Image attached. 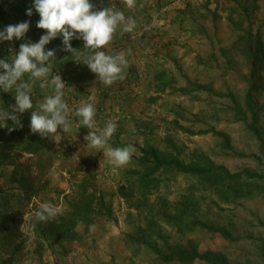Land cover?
Listing matches in <instances>:
<instances>
[{"label":"rangeland","instance_id":"374dc122","mask_svg":"<svg viewBox=\"0 0 264 264\" xmlns=\"http://www.w3.org/2000/svg\"><path fill=\"white\" fill-rule=\"evenodd\" d=\"M239 3L244 4V8L249 7L252 14L248 17L236 12L231 22L200 5L196 13L191 14L195 24L193 31L187 29L185 33L184 29H178L180 34L171 36L173 41L161 46L164 51L153 53L150 63L144 62L146 74L134 86L142 94L141 113L146 112V119L151 118V142L156 150L172 153L169 141L179 146L185 156L203 154L232 173L250 171L264 177V89L253 95L250 106L245 102L251 80L247 61L249 44L256 32L264 42V0H258L256 4L242 0ZM222 10L230 13V5L223 6ZM197 26L207 32L197 33ZM263 75L264 68L253 79L260 82ZM118 86L121 93L116 89ZM108 87L110 93L107 96L114 107L119 100L121 102L122 90L126 91L128 83L120 79ZM151 97L155 103L143 101H150ZM173 117L190 132L170 123ZM69 119L70 130L63 134L70 137L67 144H72L71 147L61 146L60 139L51 137L54 140L51 148L46 146L44 151L26 154L20 159L28 161L29 169L26 167L25 174L29 176L31 187L40 190V196L32 201H49L57 206L63 196L70 194L77 180L93 174L99 180L96 183L99 192L106 195L105 202H111L112 220L95 219L91 225L95 226L94 230H90L89 235L83 233L81 224L76 226L75 231L81 238L69 249L47 237L43 249L37 252L36 239L27 231V214L16 231H8L0 219V262L209 264L179 260L161 263L151 249L155 246L164 253L213 251L226 257L231 264H264L260 251V248L264 249V178L252 183L251 193L242 189L240 196L226 200L221 192L209 188L207 182L171 172L155 174L160 182L158 187L141 190L138 177L145 170L137 150L126 166L117 167L109 160L105 161L102 152L82 147L87 128L74 113ZM128 122L125 116L116 121L123 130L120 147L126 144L124 129ZM57 131L62 134L61 129ZM213 132L224 134L227 143ZM76 137H80L78 142L82 145L74 146L72 140ZM114 144L112 142L110 146L114 147ZM7 166L12 167L10 162ZM11 172L12 169L0 176V212H6L15 224L12 212L26 210L27 206L20 207L9 197L11 191L19 190ZM128 172H131L132 197L125 202L117 189ZM245 186H242L244 190ZM186 195L189 203L199 206L198 218L203 220L205 227L180 217L178 203Z\"/></svg>","mask_w":264,"mask_h":264},{"label":"trees","instance_id":"16d2710c","mask_svg":"<svg viewBox=\"0 0 264 264\" xmlns=\"http://www.w3.org/2000/svg\"><path fill=\"white\" fill-rule=\"evenodd\" d=\"M29 29H31V26L29 27ZM60 41L62 43L61 38ZM133 41L134 40L126 36V33H123L118 37V40L116 41L117 44L112 42L111 47L108 48V52L106 53L113 54L115 52H119L121 51L122 47L130 44ZM57 42H59V38ZM70 43L74 49H83V45H81L80 42L77 43L76 41L73 42L71 40ZM49 46V50L53 48L57 49L59 47L63 48V45L54 42L50 43ZM12 47L14 48V46ZM6 52L13 53L11 48L10 51L6 49ZM2 58L5 59L4 57L0 56V59ZM75 60L76 58L73 59L72 62L71 60H66L64 67L69 66V68L72 70L77 69L78 67H80L81 63ZM247 61L250 67L251 80L246 91L245 102L247 106H250L251 98L253 97V95L264 89V75L262 79H260V82L253 79L256 75H259L260 71L264 68V42L259 32H256L254 34L253 40L249 44V48L247 51ZM131 67L132 68L130 70L132 72L135 71L134 75L128 76L126 74H123V80L128 83V86L130 85V83L135 85L139 81V77L136 74L138 68L135 65H131ZM60 77L66 84L64 89V99L72 109V113H75V109L78 108L76 104L78 101L77 96L82 94L83 90H81V87L79 89L77 87L74 89L72 86H69V77L61 73ZM106 87V98H103L101 100V103H99V105H96L95 107L96 116L94 118V121H99V119L102 117V114H108L110 115V119H114L116 121L117 118L125 116L127 117V119L129 117L130 121H132L134 124L137 123L136 121H139L140 123L143 122L142 120L140 121V119L137 118V115L141 113L140 110L131 108V113L127 114L129 104L131 103L130 101H128V98H130L131 96L129 94L131 88L128 89V92L122 90L123 94L121 102L119 100L120 103L118 102V104L113 107V105L110 104L111 98L107 96V94L110 93L109 87ZM116 89L121 93V87L119 88L118 86ZM50 94L52 93L44 94L43 98L44 96ZM43 98L40 100V102H42ZM150 99V101L148 99L143 101L147 104H149L148 102L155 103L154 98L151 97ZM113 102L114 100L112 99V103ZM110 105H112L111 108H109ZM137 106H139V103H137L134 107ZM30 115V112H27L26 115H23L21 118L23 127L11 131L10 134L5 138V142L7 143V150H5L6 154L4 155L5 157H7V159L10 160L12 166L11 178L19 185V190H16L15 192L11 191L12 193L9 194V197L15 199L16 204H19L20 207L27 206V208L26 210L23 209V211H21V209H18L12 212L13 220L16 221L15 224L10 221L6 212H0V219L3 225L8 229V231H16L18 226L22 224L23 217L27 214V231L36 239L35 251L37 252L43 249V241L44 239H47V237L49 240H53L56 243L62 245V247L69 249L73 242H78V240L81 238L80 234L76 233L75 231L76 226L81 224L83 226V233L89 235L90 227L94 223L95 219L105 217L108 220H112L113 210L111 209V202H105L106 195H104L102 192H99L96 185L99 180H97L95 176H92L93 174H90V177L88 178L84 177L80 180H77V182H75L76 184L72 186L70 194L63 196L61 203H57V206H60V208L59 215L55 221L44 223L35 220L34 212L37 210L39 203H35V201H32V199L40 196V190H34L31 187L30 182H28L29 176H26L25 174L26 167L29 169L28 161H20V159H24V156L26 154H33L44 151V148L46 146L47 148H51L54 145V140H51V137L41 138L38 133L31 132L29 127ZM134 119L136 121H134ZM77 123H79V121H77ZM144 123L147 124V131L144 130L143 132V129H137V131H133L130 133V137H128L127 139L128 142H126V144L123 143L124 146H136L135 149L138 152L139 162L145 170L144 173L140 174L138 177V186L141 190H151L153 187H158L160 182L158 179H156L155 174L171 172L175 174L193 176L199 182H207L209 188L214 191L221 192L223 198L226 200L230 197L240 196L239 194H242V189L243 192L246 191V193H251L252 191L249 189L252 187V183L254 181H260L264 178L262 175L250 171L232 173L226 167L214 164L203 154L189 153L185 156L183 152H180L179 146L174 143L170 144L169 141H167V143L173 148L174 153L159 152L151 142V134L153 132L151 118L146 119L145 115ZM170 123H172L175 127L177 126L182 131L190 132L188 128L179 125V120L177 118L173 117L170 120ZM103 127V124H99L96 126L94 123V129L92 130L100 131L103 129ZM88 131L91 130L86 129L84 131V135H87ZM122 131L121 127L118 126L113 137L108 142L109 145L113 142V144L115 143L114 147H120L119 141L122 142V140L120 139L121 135L123 134ZM213 133L220 137H223L224 140L227 139L226 136L222 133ZM137 134L145 138V142L142 146L139 145L138 140L135 139ZM68 138L70 137H68L67 134H63L62 132L60 138L61 146H72V144L70 143L67 144ZM79 138L80 137H76L75 140H72L74 146L76 144L78 146L82 145L80 142H78ZM225 141L227 143V140ZM82 147H89L88 142L84 140ZM101 155H103V153H101ZM130 176L131 172L125 173L124 180L117 189V194L120 195L125 202H127V199L132 197ZM244 184L246 185V190H244V188L242 187ZM187 196L188 195L182 196L184 197V199H182V201L178 203L180 213L182 215L180 217L187 221L191 220V224L193 225L205 227L206 224L203 222V220L198 218L201 212L199 206H197L195 203H189L188 199L186 198ZM29 204L31 205L30 207H28ZM151 249L161 263L179 260L182 262L203 261L209 264H231L226 257L221 255L220 253H216L213 251L197 252L191 250L190 252H188V254H178L175 251L164 253L159 248H155V246L153 248L151 247ZM260 251L261 257L264 258V249L260 248ZM0 264H9V261H3L0 262Z\"/></svg>","mask_w":264,"mask_h":264},{"label":"clouds","instance_id":"9594fccd","mask_svg":"<svg viewBox=\"0 0 264 264\" xmlns=\"http://www.w3.org/2000/svg\"><path fill=\"white\" fill-rule=\"evenodd\" d=\"M123 2L128 8H133L136 4V0H123ZM166 6L165 1L150 15L148 13L147 18L136 28L135 20L126 17L125 13L115 6L97 10L90 0H33V6L26 9V15L31 16L34 8L39 14L36 27L46 32L40 36L38 42L21 43L19 51L10 58L11 62L0 59V70H3L0 71V90L15 91V104L11 106V110L0 109V127H7L9 132L23 127L18 114L34 109L32 91L39 81L41 89L51 87L53 91L52 94L44 96L38 108L31 111L30 130L32 133H38L41 138L53 137L59 140L61 135L57 131L58 128L63 133L70 130L69 117L72 109L64 99L65 82L52 72V61L55 60L57 50L55 48L45 50V45L59 36L62 40V50L77 53L75 61L87 65L101 83L111 86L115 81L124 78L123 71L128 66V61L123 52L107 54L102 49L112 42L118 29L122 34L126 33L127 37H129L127 33L134 31L132 40L137 36L151 33L152 31L140 32L141 24L155 13L159 14L160 19V14ZM29 27V21L9 24L0 31V41L21 39ZM73 38L83 40V49L72 47L70 41ZM26 74L29 77L27 80L24 79ZM90 101L81 102L74 113L81 118L82 125L91 130L85 135L84 140L88 142L89 147L102 152L110 163L117 167L126 166L131 161L135 147L109 145L108 142L118 127L114 119L108 120L102 130H92L96 108L94 98H90ZM8 120L12 121L11 127L6 123ZM58 215V207L49 201L39 203L34 212L35 220L44 223L55 221ZM94 227L91 226L90 230H94Z\"/></svg>","mask_w":264,"mask_h":264},{"label":"crops","instance_id":"0c3cea01","mask_svg":"<svg viewBox=\"0 0 264 264\" xmlns=\"http://www.w3.org/2000/svg\"><path fill=\"white\" fill-rule=\"evenodd\" d=\"M165 1L167 2V6L160 14V26L149 34L137 36V38L134 39L133 42L122 47L121 51H119L123 52L126 55L128 61V66L124 69L123 74H126L128 76L134 75L135 71L132 72L130 70L132 68L131 65H137L136 67H139V70L137 69L136 74L139 78L141 76L143 78L146 74V70H143L145 68L144 62L147 61L150 63L151 55L153 53L164 51V49L161 48V46L164 45L163 43L172 42L173 39L171 38V36L180 34V31L178 29H184V32L186 31L185 33H187V29L193 31L195 24H193L192 22L194 16H192L191 14L196 13L200 5H203L204 8L212 9V12L210 13H216L217 17H226L229 22L233 21V17L235 16L234 14L236 12H241L244 16L246 15L248 17H250L252 14L249 7L244 8V4L239 3L240 0H136L135 7L133 8H128L124 4L123 0H90V3H92L97 10L102 7L108 6L117 7L125 13L126 17H132L135 20L137 28L141 21L147 18L148 13L150 15V13L155 11L156 8L158 9ZM242 1H247L248 3L252 1V4H256L258 2V0ZM228 5H230V13H225L222 8L223 6L227 7ZM32 6L33 0H0V31H3V29L9 24L15 25L19 22L24 21H29V24L31 26V29H29L21 39L13 38L12 41H0V56L4 57L8 62H11L10 58L19 51V45L21 43L29 41L38 42L40 36L45 34L46 32V30L36 27V23L39 20V14L35 11L34 8L31 16L26 15V9L31 8ZM254 12L255 11H253V13ZM197 27V33H201L202 31L207 32V30L201 28V26ZM121 35V31L120 29H118L113 37L112 42L117 44L116 41ZM58 38L59 42H57ZM72 41H76L77 43L80 42V44L83 45L82 39L73 38ZM53 42L62 45L60 37L58 36L57 38L52 39L47 45H45V50H49V45ZM112 42L107 45L103 49V51L105 50V52H108V48L111 47ZM12 46H14V48ZM7 48H11L13 53L6 52ZM62 49V47L56 49L57 51L55 52V60L52 61L53 74H57L60 76L61 73L69 77L68 84L74 89L76 87L78 89L81 87V90H83L82 94L77 96L78 101L76 104L78 107L80 106L81 102H91L90 98H94V106H98L99 103H101V100L103 98H106L105 95L107 87L103 85V83H101L96 77V74L91 72L87 65L83 63H81L80 67L73 70L70 69L69 66L64 67L65 61L71 60L72 62V60L76 58L77 53H71ZM24 79H29L27 74L25 75ZM49 79H51V76L49 77ZM98 84L99 86L97 87ZM129 88L132 89L129 93L131 96L130 98H128V101H130L131 103L129 104L127 114L131 113V108L140 110L141 112V106H143V102L142 104L140 103V99L142 97V94H140L141 91H139L132 83H130V85L126 89V92L129 91ZM52 91L53 89L51 87L41 89L39 87L38 81L36 85H34L32 91V101L34 109L38 108L39 102L43 98V95L52 93ZM14 95V89L9 92L0 90V109L11 110V106L15 104ZM137 103H140V106L134 107ZM34 109H29L26 110L23 114H18L20 115V120L23 115H26L27 112L31 113V111H33ZM145 115H148V113L143 112L137 115V118H139L140 121L142 120L143 122L140 123L139 121H136L134 119V121L137 122L136 124L130 121L128 117L129 122L126 123V127L124 129V140L126 142H128L127 139L128 137H130L131 132H135L137 131V129H143V132L144 130L147 131V124L144 123ZM108 118L110 120V115L102 114V117L99 119V121H94V123L96 126L99 124L105 125V123L108 121ZM6 123L9 127L12 126V121L8 120L6 121ZM9 134L10 132L8 131L7 127H0V176H5L7 173H10L12 169V167L7 166V163L10 162V160L4 156L6 154L5 150H7V143L5 142V138ZM135 139L138 140L141 146L145 142V138L143 136H139L138 134L136 135ZM105 159L108 160L106 157H104V160Z\"/></svg>","mask_w":264,"mask_h":264},{"label":"built area","instance_id":"2783aa9c","mask_svg":"<svg viewBox=\"0 0 264 264\" xmlns=\"http://www.w3.org/2000/svg\"><path fill=\"white\" fill-rule=\"evenodd\" d=\"M159 14L155 13L149 20L144 21L140 26V32H150L157 29L160 26ZM130 38L134 35V31L127 33ZM10 51V48H7Z\"/></svg>","mask_w":264,"mask_h":264}]
</instances>
